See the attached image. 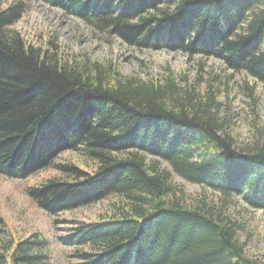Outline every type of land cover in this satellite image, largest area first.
<instances>
[{
  "label": "trees",
  "instance_id": "16d2710c",
  "mask_svg": "<svg viewBox=\"0 0 264 264\" xmlns=\"http://www.w3.org/2000/svg\"><path fill=\"white\" fill-rule=\"evenodd\" d=\"M45 1L136 48L214 56L264 85V0ZM18 8L0 7V175L26 178L79 150L93 171L54 164L60 176L26 189L34 204L54 215L109 195L123 203L60 237L82 248L77 264H261L219 209L181 204L158 165L264 210V147H234L214 94L171 74L159 82L87 57L63 60L53 42L42 50L5 28ZM44 242L35 233L0 242V264H49Z\"/></svg>",
  "mask_w": 264,
  "mask_h": 264
},
{
  "label": "rangeland",
  "instance_id": "374dc122",
  "mask_svg": "<svg viewBox=\"0 0 264 264\" xmlns=\"http://www.w3.org/2000/svg\"><path fill=\"white\" fill-rule=\"evenodd\" d=\"M18 6L21 16L5 28L17 32L27 44L61 53V59L87 57L98 63L118 66L124 75L162 82L171 74L180 86L203 93L209 90L220 104L218 116L225 120L224 133L242 151H256L264 147V85L244 71L227 68L214 56L185 53L179 50L136 48L114 35L94 29L81 18L45 0H0V7ZM53 42V44H50ZM63 57V58H62ZM63 59V60H64ZM185 86V87H186ZM148 161L151 156L147 157ZM73 163L93 171V161L79 150H65L53 164L27 176L9 179L0 175V242L36 234L45 240L44 254L49 264H77V245H66L60 237L69 233L78 222L91 223L107 219L118 205L117 196L109 195L85 206L48 214L39 209L26 189L48 178L60 176L56 163ZM159 167L170 171V183L186 205L217 208L221 215L236 225L235 238L243 245L249 258L264 264V210L253 209L238 196H223L211 188L190 183L174 173L165 161ZM86 249V248H83Z\"/></svg>",
  "mask_w": 264,
  "mask_h": 264
}]
</instances>
